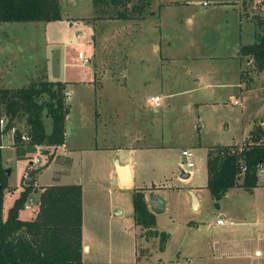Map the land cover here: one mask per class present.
<instances>
[{
	"label": "rangeland",
	"instance_id": "obj_1",
	"mask_svg": "<svg viewBox=\"0 0 264 264\" xmlns=\"http://www.w3.org/2000/svg\"><path fill=\"white\" fill-rule=\"evenodd\" d=\"M156 1L142 19L99 18L91 0H60V20L0 23V44L9 41L0 56L1 84L16 88L43 76L72 80L68 136L92 150L74 155L70 168L55 160L59 152L52 147H37L24 158L5 150L10 161L2 157L3 165L12 170L3 213L24 189L22 175L35 169L29 162L37 156L44 168L37 189L60 183L52 178V162L58 178L69 173L64 182L81 184L83 264H235L230 247L244 235L238 222L250 210L238 216V206L264 199V191L231 187L215 205L206 158L211 146L242 142L253 119L264 114V71L251 73L250 82L234 72L247 65L239 47L254 41L252 19L263 14L262 0L238 1L241 18L231 2L237 0ZM87 65L94 67L92 85L79 81L89 75ZM154 95L161 97L158 111L148 103ZM44 121L50 131V118ZM112 145L125 147L117 152ZM183 148L192 150L194 166L186 165ZM115 156L133 164L137 185L153 184L164 200L163 211L154 213L155 229L168 235L162 250L158 237L134 224L135 189L120 187ZM188 171L191 176L182 178ZM191 189L198 209L191 206ZM37 210L38 192H32L19 217L32 219ZM220 214L226 223L215 222Z\"/></svg>",
	"mask_w": 264,
	"mask_h": 264
},
{
	"label": "trees",
	"instance_id": "obj_2",
	"mask_svg": "<svg viewBox=\"0 0 264 264\" xmlns=\"http://www.w3.org/2000/svg\"><path fill=\"white\" fill-rule=\"evenodd\" d=\"M59 1L0 0V23L60 20ZM154 1L91 0V3L99 18L142 19L151 12ZM262 4L264 7V0ZM252 20L256 27L254 41L239 47L240 55L247 57V65L240 69L245 82L252 80L248 77L251 73L264 71V9L262 15ZM66 84L43 76L28 85L9 88L1 84L0 74V118L7 120L0 128V145L2 135L20 121L24 123L16 126L13 144L17 157L24 158L40 146L62 145L69 112ZM45 117L51 120L50 131H46ZM22 133L29 137L28 141L21 139ZM207 151L206 187L218 206L229 188L242 186L251 190L257 186L259 166L264 163V121L253 124L242 144L216 145ZM5 168L0 147V264H83L81 184H52L39 189L35 184L25 185L4 216V194L8 189ZM42 168L37 167V172ZM32 192H38V210L34 218L22 219L19 213ZM132 206L134 224L144 229L147 237H158L162 250L168 235L155 229V214L148 207L143 189L134 190Z\"/></svg>",
	"mask_w": 264,
	"mask_h": 264
},
{
	"label": "crops",
	"instance_id": "obj_3",
	"mask_svg": "<svg viewBox=\"0 0 264 264\" xmlns=\"http://www.w3.org/2000/svg\"><path fill=\"white\" fill-rule=\"evenodd\" d=\"M238 1H240V0L231 1V2L235 3V6H234L235 10L237 11V13L239 15V18H241L240 14H239V11L236 8V6H238V4H237ZM157 5H158L157 1L156 2L154 1L153 4H152L151 11L152 10L154 11V9H156ZM190 22H193V18L192 19L190 18ZM0 27H1V25H0ZM0 33H1V31H0ZM3 37L7 38L8 34H3ZM8 42H9L8 39H5V45H7ZM2 44L3 43L0 44V56L2 55V52H3L4 48L6 47L5 45L3 46ZM236 47L238 48L239 44L236 45ZM78 56H79V53H78ZM79 57H81V56H79ZM1 58L2 57H0V64L3 63V60L1 61ZM87 63H89V62H87ZM90 63H92V62H90ZM246 64H247V62H246ZM87 66L90 68L89 75L87 77H85V78H82V80H79V81L82 82V83L84 82V83H88V84L92 85L93 84L92 81H93V78H94V75H95L94 67H92L90 65H87ZM0 68H1V66H0ZM239 71H240V69L237 68V69H235L234 72L237 74V72H239ZM198 78L201 79L203 77H201V75H199ZM61 81H64V82L67 83L66 84V86H67V90L66 91H68V93H69V96L67 97V102H68L69 107H71L72 104L69 102V97L72 96V89H70L69 83L72 82V80L71 81L70 80H61ZM240 85H241V83H240ZM245 94H246L245 91L240 94L241 99L243 98V95H245ZM167 95L168 94H166V96ZM148 103H149V101H148ZM238 104H239V102L237 103V105ZM149 105L155 111H158L159 107L158 108H154L150 103H149ZM109 113L111 115L110 111H109ZM96 114H98L97 111H96ZM104 114L107 117L109 116L107 111H105ZM262 116H264V114L259 116V117H257L259 119L258 123H262L264 121ZM69 117L70 116L68 114L67 118H66L65 142L62 145H59L56 148H53V149H55V151L57 150V152H59L58 155L56 156V158L53 155V159L55 158V160H57L58 162H62V163H64V161H66L67 164L69 165V168H70L72 163H73V161H74V155L82 156L83 153H85V152H87L89 150L90 151H92V150H91V147H87V146H84V145H79V144H76L75 142L72 143V140L69 139V136H68V119H69ZM255 118L253 119L252 126L255 123L254 122ZM252 126H251V128H252ZM249 130L244 133L242 142L244 141V139L248 135ZM242 142H240V143H242ZM240 143H238V145ZM123 147H125V146L112 145V147L110 146L109 149H112V151L115 149L117 152H119L121 150V148H123ZM101 149H104V147H102ZM106 149H108V148H106ZM183 149H185V148H183ZM1 150H2V157L4 158L3 161L9 162L10 161L9 160L10 156L7 155V152L5 150L13 151L15 153V148H14V145H13V142H12V134L10 132L6 133L5 136L3 137V147L1 148ZM94 150L97 151L96 149H94ZM8 153H9V155H11V152H8ZM35 158H37V156H35L34 158L30 159V162H29V164H30L29 167L30 168L36 166L37 164L40 165L39 163L41 162V160H40L39 163L35 164L34 163ZM116 161H118L120 164L129 165V168L131 170V175H132V178H131L132 179V186H130V187H133L134 189H143L144 194H145V200L148 203V207L150 208L149 196L151 194H156L155 192H153L151 190L152 189L151 187L153 186V184L150 186L147 182H145V181L143 182L142 181L143 183L141 185H137L136 184L137 180H136V177L134 175V166H133V164H131L130 161H126V160L121 162L119 160L118 156H115L114 161H113V165H112L113 166L112 167V171L116 175L118 182H119V177H118V175L116 173V170H115V162ZM52 163L48 164V165H52V167H53L52 178L54 180H56L57 182H60L59 184L72 183V182H64V178L66 177L67 174H69L67 172H66L67 174L65 173L66 175H63L62 177L58 178V175H56V173H55L56 171H54V170H57V168L54 169L55 167H54V164H52ZM28 170L29 169L26 168L25 172L28 173ZM42 171L43 170L38 171V172H36L34 174L35 186H38L37 175H38V173H40ZM25 172L23 173L22 176H24ZM260 172L264 174L263 171H259V173ZM183 173H188V175H189L188 177L191 176V171L181 172V177H182ZM182 178H185V177H182ZM206 182H207V178H206ZM74 183H77V182H74ZM257 183H258L257 186L254 187L253 189H255L256 191L262 189L264 191V177H263V180L260 181L259 176H258V182ZM119 185H120V182H119ZM40 186L43 187V186H47V185H40ZM120 187H123V186L120 185ZM130 187H124V188H130ZM236 187H242V186H236ZM191 191L195 192V189H191ZM189 193H190V191H189ZM199 205H200V203H199ZM191 206H192V203H191ZM238 208H239V211L236 212L237 213L236 215H238V216H240V214L243 213L244 208H249L250 210L246 211V215L248 216L249 219L247 218L245 220H241L243 222H238V223L244 224L242 226H245L246 229H244V231H243L244 235H242L241 239H236L234 242H232L231 247H230L231 257L233 256V260H236L235 264H264V199H262V200H253V201L250 202L249 205H247V207H245L244 205L240 204L238 206ZM150 210H151V208H150ZM218 217H223L224 223H226V219H225L223 214H220ZM229 222L232 223L233 221L229 220ZM82 243H83V240H82ZM87 248H88V246H87Z\"/></svg>",
	"mask_w": 264,
	"mask_h": 264
},
{
	"label": "water",
	"instance_id": "obj_4",
	"mask_svg": "<svg viewBox=\"0 0 264 264\" xmlns=\"http://www.w3.org/2000/svg\"><path fill=\"white\" fill-rule=\"evenodd\" d=\"M115 170L116 173L119 177V182L120 185L123 187H130L132 186V175H131V170L129 168V165L127 164H120L118 161L115 162ZM11 172V167H6L5 168V174L7 176L10 175ZM37 172V168L32 169L28 172L27 177L24 181L25 185H33L35 184V178L34 174ZM188 173H183L182 177H188ZM191 195V203H192V208L197 209L199 206V202L197 199V196L193 191H190ZM149 202H150V208L154 213H159L163 211L164 209V200L157 194H151L149 196ZM119 211V210H118ZM84 249H87V246L84 247Z\"/></svg>",
	"mask_w": 264,
	"mask_h": 264
},
{
	"label": "built area",
	"instance_id": "obj_5",
	"mask_svg": "<svg viewBox=\"0 0 264 264\" xmlns=\"http://www.w3.org/2000/svg\"><path fill=\"white\" fill-rule=\"evenodd\" d=\"M79 56H82V53H81V52H79ZM65 95H66L67 97L69 96L68 91H66ZM67 97H66V98H67ZM148 101H149V103H150L154 108H158V107H160V105H161V97H160L159 95L150 96L149 99H148ZM235 103H236V101H235ZM6 121H7V120H6L5 117H1V118H0V128H1V129H3L4 125L6 124ZM17 125H19V124H17ZM17 125H16V126H17ZM16 126H12V127L10 128V130L6 132V133L10 132V133L12 134V142H13V144H14V133H15V130H16V128H17ZM6 133H4V134L2 135V142H1L2 144L0 145L1 148L3 147V137L5 136ZM21 139H22L23 141H28V140H29V137H28L25 133H22V135H21ZM181 154L185 157V159H186V165H187L188 167H192V166H194V163H193V161H192L193 152H192V150H191L190 148L182 149V150H181ZM39 162H40L39 157L35 158L34 163L37 164V163H39ZM37 167H39L38 164H37L36 166H34L33 168H37ZM259 171H263V172H264V163L261 164V165L259 166ZM27 174H28V173L26 172V173L24 174L23 177L26 178V177H27ZM216 223H217V224H223V223H224V219H223V217H218L217 220H216Z\"/></svg>",
	"mask_w": 264,
	"mask_h": 264
}]
</instances>
